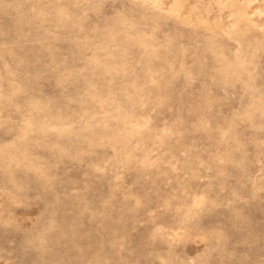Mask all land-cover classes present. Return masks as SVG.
I'll return each instance as SVG.
<instances>
[{
    "label": "rangeland",
    "instance_id": "1",
    "mask_svg": "<svg viewBox=\"0 0 264 264\" xmlns=\"http://www.w3.org/2000/svg\"><path fill=\"white\" fill-rule=\"evenodd\" d=\"M0 264H264V0H0Z\"/></svg>",
    "mask_w": 264,
    "mask_h": 264
}]
</instances>
